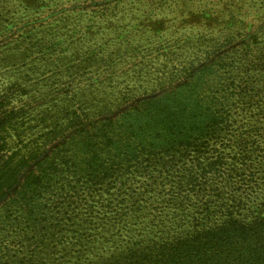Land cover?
<instances>
[{
  "label": "trees",
  "instance_id": "16d2710c",
  "mask_svg": "<svg viewBox=\"0 0 264 264\" xmlns=\"http://www.w3.org/2000/svg\"><path fill=\"white\" fill-rule=\"evenodd\" d=\"M249 45L241 46L244 52ZM229 51L233 55L222 52L196 72L184 66L176 76L168 74L171 88L164 89L159 78L163 90L146 97L123 92L112 110L106 96L96 115L68 103L44 124L42 150L32 146L23 152L10 144L13 134L21 141L19 130L25 129L29 113L13 102L12 87L0 90V201L5 208L0 235L17 236L11 227L19 224L24 234L41 230L48 213L58 219L71 215L70 206L84 203L88 215L94 210L97 217L123 226L129 212L156 222L148 231L153 236L145 243L138 239L136 252L113 264H264V175H256L264 166V147L252 140L255 133H232L235 124L243 125L237 119L246 112L243 91L258 63L249 62L237 82L233 65L244 61L237 48ZM248 96L251 103L253 94ZM122 104L128 107L120 110ZM220 138L215 152H209ZM188 157L194 173L177 165ZM117 183L134 186V194L116 195ZM244 187L250 192H240ZM199 207L201 217L193 215ZM211 217L218 223L202 228V220ZM25 258L18 248L11 254L0 250V261L34 260Z\"/></svg>",
  "mask_w": 264,
  "mask_h": 264
},
{
  "label": "rangeland",
  "instance_id": "374dc122",
  "mask_svg": "<svg viewBox=\"0 0 264 264\" xmlns=\"http://www.w3.org/2000/svg\"><path fill=\"white\" fill-rule=\"evenodd\" d=\"M248 42L244 52L241 46ZM233 47L244 61L240 67L238 62L233 65L237 82L243 80L249 62H257L258 70L252 72L251 83L243 91L246 112L237 116L238 125H243L238 128L235 124L232 133H255L252 140L262 149L264 0H0V90L12 87L13 102L24 105L29 113L25 129L19 130L21 141L13 134L10 144L23 152L32 146L42 150L44 124L57 118L56 112L68 103L72 109L80 106L96 115L106 96L108 108L115 109L120 105L115 99L123 92L146 97L160 88L159 78L165 80L164 89L171 88L168 74L176 76L184 66L189 68L187 72H196L222 52L233 55L229 51ZM248 94H253L251 103ZM91 97L94 100L86 102ZM217 141L209 145V152H215L221 138ZM190 157L177 165L194 173ZM259 167L256 175L263 176L264 166ZM133 188L117 183L113 190L128 197V193L134 194ZM250 190L244 187L240 192ZM4 209L0 201V212ZM200 209L193 215L201 217ZM88 210L80 203L68 208L71 215L62 213L54 219L48 213L42 221L44 227L29 234H24V224L11 227L18 234L0 235V250L11 254L18 248L20 256L34 258L24 264H113L116 258L136 252L133 247L138 248V239L145 238V243L153 236L148 231L156 222L139 212L121 218L123 226L116 220L98 218L94 210L88 215ZM217 223L211 217L200 226ZM3 261L0 264H17Z\"/></svg>",
  "mask_w": 264,
  "mask_h": 264
}]
</instances>
